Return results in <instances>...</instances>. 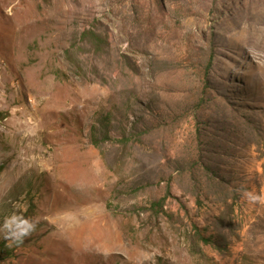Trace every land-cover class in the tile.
<instances>
[{"label": "rangeland", "instance_id": "1", "mask_svg": "<svg viewBox=\"0 0 264 264\" xmlns=\"http://www.w3.org/2000/svg\"><path fill=\"white\" fill-rule=\"evenodd\" d=\"M264 0H0V264H264ZM11 245V246H9Z\"/></svg>", "mask_w": 264, "mask_h": 264}, {"label": "clouds", "instance_id": "2", "mask_svg": "<svg viewBox=\"0 0 264 264\" xmlns=\"http://www.w3.org/2000/svg\"><path fill=\"white\" fill-rule=\"evenodd\" d=\"M239 191L241 196L249 203L256 204L264 202V193L247 188H242ZM38 224L39 219L36 217H26L22 213H12L5 217L3 223L0 224V233L3 234L6 240L19 244L36 230Z\"/></svg>", "mask_w": 264, "mask_h": 264}]
</instances>
